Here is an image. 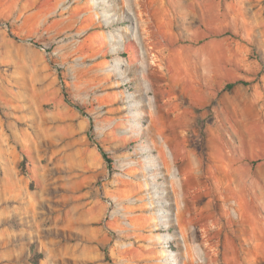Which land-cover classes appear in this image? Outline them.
<instances>
[{
  "label": "rangeland",
  "instance_id": "rangeland-1",
  "mask_svg": "<svg viewBox=\"0 0 264 264\" xmlns=\"http://www.w3.org/2000/svg\"><path fill=\"white\" fill-rule=\"evenodd\" d=\"M0 61L33 93L1 262L264 264V0H0Z\"/></svg>",
  "mask_w": 264,
  "mask_h": 264
},
{
  "label": "crops",
  "instance_id": "crops-1",
  "mask_svg": "<svg viewBox=\"0 0 264 264\" xmlns=\"http://www.w3.org/2000/svg\"><path fill=\"white\" fill-rule=\"evenodd\" d=\"M2 64L7 66L8 62ZM39 82L40 78L33 80L34 91H40V88H37ZM12 86L11 74L0 71V193L2 198L10 199L17 196V191L11 188L12 185L22 183L20 165L23 156L19 146L26 150L33 138L28 128L22 125L26 118L27 104L33 102V93L25 88L14 89ZM257 163V171L263 181L262 184H258V192L264 197V160H258ZM32 170L38 169L33 167ZM23 193L29 195V192L23 191ZM30 202L34 200L30 198ZM258 202L262 204L264 200L258 198ZM0 264H16V262L4 263L0 260Z\"/></svg>",
  "mask_w": 264,
  "mask_h": 264
},
{
  "label": "trees",
  "instance_id": "trees-1",
  "mask_svg": "<svg viewBox=\"0 0 264 264\" xmlns=\"http://www.w3.org/2000/svg\"><path fill=\"white\" fill-rule=\"evenodd\" d=\"M239 82H237V83H231V84H229V85H227V89H229V90H231L232 88H234V86L236 85V84H238ZM101 153H102V156H103V158L106 160V162L109 164V166L111 167V160L109 159V157H108V155L101 149Z\"/></svg>",
  "mask_w": 264,
  "mask_h": 264
}]
</instances>
